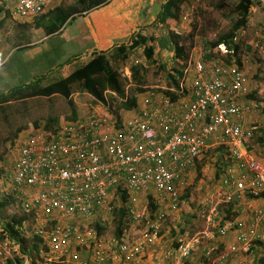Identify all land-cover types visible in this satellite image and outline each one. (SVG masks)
Segmentation results:
<instances>
[{
  "label": "built area",
  "instance_id": "2783aa9c",
  "mask_svg": "<svg viewBox=\"0 0 264 264\" xmlns=\"http://www.w3.org/2000/svg\"><path fill=\"white\" fill-rule=\"evenodd\" d=\"M56 1L0 0V5L18 20L34 18ZM251 45L260 48L259 42ZM218 49L221 57L234 55L225 45ZM232 58L233 63L222 58L195 60L183 70L178 87L168 89L179 96L145 89L132 109L121 110L120 120L99 102L55 129L37 125L14 138L10 185L23 208L34 214V232L46 245L42 264H71L79 258L78 248L89 249L97 263L142 260L160 237L162 213L146 221L139 237L124 233L110 244L103 242L90 220L105 222L114 212V200L139 203L140 195L153 191L165 194L172 210L179 209L187 172L210 148L223 150L229 158L221 177L223 202L236 207L264 198V159L249 152L247 141L254 134L252 125L245 124L246 107L240 102L250 93L246 62ZM253 107H258L256 102ZM230 229L236 231L235 243L215 258H207L215 249L209 248L200 264H234L232 254L238 250L253 256L244 264H255L259 251L264 256V205L251 206L248 219L236 217L218 232L225 235ZM213 234L206 230L185 238L169 253L187 260ZM11 247L8 236L0 241L4 263Z\"/></svg>",
  "mask_w": 264,
  "mask_h": 264
},
{
  "label": "rangeland",
  "instance_id": "374dc122",
  "mask_svg": "<svg viewBox=\"0 0 264 264\" xmlns=\"http://www.w3.org/2000/svg\"><path fill=\"white\" fill-rule=\"evenodd\" d=\"M7 1L9 2V0ZM239 1L226 0L224 10H218L215 6L217 0H189L182 6L177 22L173 21L168 25H153L149 31L148 34L153 37L155 49L152 61L144 56L143 48L140 47L130 55L127 60L128 65L121 66L123 68L122 74L128 80L130 76L129 65L140 63L146 71L145 85L143 86L145 89H176L179 79L172 80L168 77L174 74L173 68L176 67L172 59L173 53L160 48L159 44L162 38L167 36L169 32H174L181 36V41L186 47L189 48L192 42V46L189 49L188 62L183 70L187 65L191 67L195 60H206V55L210 53L209 43L227 34L238 18L236 14L232 13V8ZM250 1L252 2L251 7H253V10L250 7L247 21L251 18V22L254 28H256L251 30L252 27L247 24L249 27L247 30L238 31L240 49L235 58L245 60L246 64L247 62H251L254 66L253 73L248 75L251 92L246 98H248V102L251 100V108L255 111V114L254 112L250 113V116L254 114L252 125H254L255 130L248 144L249 149L257 157L264 158V143L262 141L264 138V0ZM9 13L13 15L11 10ZM30 21L32 22L33 20ZM45 21L43 20V23ZM31 22L26 21L23 24L20 19H13L7 15L3 19H0V45L5 47L0 50V57L3 56L0 60V93L4 92L3 90L5 89L19 86L22 82L30 80L34 74L46 75L47 73V77L42 80V83H48L68 72L73 68L71 66L75 68L88 59L85 53L89 51L90 36H88L87 28L83 27V25L78 30L76 29L75 22L72 21L67 24L62 33L56 32V36L52 39L57 42L60 40L61 44L59 43V46H55L52 51H49V55H45L43 49L47 45V41H38V37H36V34L32 30L33 23ZM76 24H79V22L77 21ZM20 25L25 28L24 39L19 43L17 36L20 35ZM72 35L76 37L74 40L69 39L70 37L72 38ZM34 42L38 44L35 45ZM252 42H259L260 48L255 49L251 45ZM23 46L26 48L23 49ZM23 53L31 56L30 58L32 59H27L26 61H24L25 59H20L19 56ZM230 56L234 57V55L221 57L218 52H215L211 57L213 59L222 58L227 63H233L235 60ZM65 61L71 62L72 65L70 64V67H63L61 64ZM3 63L4 66H1ZM50 64L52 65L49 66ZM56 64L59 66L55 68ZM129 91L128 83L126 92ZM107 97L109 101H112L113 105H116L120 100V96L111 92L107 93ZM72 99L76 105L78 115L84 114L96 104L100 105L99 102H101L95 100L87 91L78 90L72 93ZM253 102L258 103L257 108L253 107ZM70 113L71 108L67 98L60 94L51 96L38 95L29 97L23 101H14L0 105V198L6 197L11 200V205L8 209L10 214L25 215L27 217L22 233L24 235L26 250L28 251V254H22L19 243L9 238V241L13 243V247L10 248L11 256L9 259H5L6 263H4L3 258L0 256V264H18L17 260H20L21 264H42V254L46 247L42 239L36 236L34 232L36 227L34 214L32 215L23 208L20 195L10 185V181L12 180L10 171L12 145L10 143L15 138L12 133L19 128V132H21H18L17 135H25L29 129L28 127L35 124L42 125L48 116H55L57 118L55 125L58 126L62 120L69 118L68 115ZM219 150H208L191 168L186 186H183L184 188L181 189L182 203L179 209L172 210L169 207H165L168 203L167 200H164V203H162L164 204L162 207L164 206L163 210L166 211V217L161 223L163 222L164 224L167 221L177 222L178 217L182 215V218H184L186 216L185 219L187 220L184 221L185 238L201 234L206 230H211L218 235L219 227L224 224L226 225L228 222L225 212L227 206L223 202V186L220 180L223 169L219 170L221 162L227 163V156L222 151L223 155H220ZM150 197L152 201L149 200ZM140 198L141 201L134 204L114 200V212L110 214L105 222H100L98 219L90 220V224L95 226L100 232V237L104 243L110 244L114 238H123L124 233H130L133 238L141 235L142 230L146 226V221L157 211L153 207V205H156L153 199L156 201L157 198L153 196V193L151 196L140 195ZM121 207H126L128 211L126 213L125 225L122 227V234H119L120 218L118 217L117 208L120 209ZM131 208L134 210V213L130 211ZM212 209H215L214 214L211 212ZM209 216H211V219L208 218ZM6 237L0 236V241L4 242ZM202 243L205 244L204 239ZM36 246L39 250H37ZM201 246L195 251L194 256L198 255L197 252L202 248ZM222 250L225 251V249ZM217 251H213L211 256L209 255L210 257L207 258H215L223 252L220 249ZM77 252L79 253V258L73 261L75 262L74 264H84L83 260L85 259L89 261V264H104L93 261L90 258V250L87 248H78ZM261 252L259 251L256 254L255 264H264V256H261ZM204 257L206 256H202L201 260L205 259ZM252 258L253 256L248 252L240 250L232 254L234 264L251 262Z\"/></svg>",
  "mask_w": 264,
  "mask_h": 264
},
{
  "label": "trees",
  "instance_id": "16d2710c",
  "mask_svg": "<svg viewBox=\"0 0 264 264\" xmlns=\"http://www.w3.org/2000/svg\"><path fill=\"white\" fill-rule=\"evenodd\" d=\"M189 0H166L160 7V10L156 17V22L161 25H168L170 22H177L180 17L182 6ZM107 0H73L70 5H62L54 7L51 10H46L44 13L36 16L37 22L48 20L49 24L45 26V30L50 33L60 27L66 20L74 17L80 11L90 10L92 8L105 4ZM250 0H240L233 8L232 13L236 14L238 18L235 20L231 30L220 37L217 40L210 42L209 54L206 55V59H211L215 52H218L219 45H225L227 50L233 51L234 56H237L240 45V36L238 31L246 28L249 9L251 7ZM216 8L218 10H224L226 7V0H217ZM2 8H0L1 13ZM8 13V11L6 10ZM34 17V19L36 18ZM45 21V22H46ZM2 22V21H1ZM25 24V22H22ZM24 26V25H23ZM21 32L17 36L19 43L24 39V27L19 28ZM17 41V42H18ZM153 37L142 35L140 32H135L129 38V41H123L116 43L108 50L93 51L88 59L82 64L76 66L65 76H60L48 83L43 84L42 80L47 77L45 74H34L33 77L22 82L19 86H13L6 92L0 93V105L8 104L11 101H23L28 97L44 95L51 96L54 94H60L67 98L71 113L69 118L77 116L76 105L72 99V93L74 91H87L97 101H101L107 105L110 112L115 114V118L120 120L121 110L127 111L132 109L137 104V93L145 90V68L142 64L129 65L130 76L127 78L122 74L123 68L121 66L128 65L127 60L130 55L136 51V49L142 47L144 56L152 61L154 55ZM191 42V40H190ZM160 43V42H159ZM192 44V42H191ZM186 45L181 41V36L174 32H169L167 36L162 38L160 45L161 49L168 50L173 53V62L176 65L173 68L174 74L169 75L172 80L181 78L183 75V68L186 66L189 58V49L191 45ZM237 60H239L237 58ZM129 83V92H126V87ZM178 87V85L176 86ZM115 93L120 96V100L116 105L112 104V101L108 100L107 93ZM172 98H176L180 94L172 91L165 90ZM57 118L55 116H48L46 121L42 124L48 129H55V122ZM40 124L32 125L35 127ZM253 134L255 127L251 126ZM19 128L13 131V136H17ZM11 140V139H10ZM264 143V138L262 139ZM11 145L13 144L10 143ZM218 150V149H217ZM221 152V149L219 150ZM222 155V154H220ZM222 161V159H221ZM224 162L220 163L219 170L223 169ZM151 196V195H149ZM152 201V198L149 199ZM167 200V198H166ZM154 201V199H153ZM11 205V200L2 197L0 198V236H8L10 239L20 244V251L22 254H28L24 243V235L22 229L26 222L27 217L25 215L10 214L8 209ZM227 209L226 218L234 220L238 216V212L234 210L233 204L225 203ZM156 208L155 205H153ZM118 217L120 218L118 233L122 234V227L125 225L126 213L128 209L126 207L117 208ZM40 238V237H39ZM37 250L38 247L36 246ZM18 264H21L20 260H17Z\"/></svg>",
  "mask_w": 264,
  "mask_h": 264
},
{
  "label": "crops",
  "instance_id": "0c3cea01",
  "mask_svg": "<svg viewBox=\"0 0 264 264\" xmlns=\"http://www.w3.org/2000/svg\"><path fill=\"white\" fill-rule=\"evenodd\" d=\"M69 1L70 0H58L54 3H52L48 7L47 11L51 10L57 6L70 5L72 0L70 2ZM165 1L166 0H107V2L101 6H98V7L92 8L90 10H86V11H80V12H77L76 14H73L74 15L73 18H71V19L68 18V20H66L60 27H58L56 30H54L53 32H50V33H48L45 30V26L47 24H49V23H47L48 21H46L45 23H43L42 21L37 22V17L35 19L31 18V19H27V20H25V19H20V20H21V22H26V21L31 22L30 20H33L31 22V23H33L32 30L36 34V37H38L37 38L38 41H40V42L47 41V43H46L47 45L44 46V49H43L45 55H49V53H50L49 51H52L55 48V46H59L60 40H58V42H57V41L52 39L54 36H56V32L59 31L60 33H62L63 30H65L67 24L71 23L72 21L75 22L76 29H78V30L80 29V26L83 25V27L87 28L88 36H90V41H89V45H88L89 51L85 53L86 57L88 58L93 51L108 50L113 45H115L116 43H120L123 41L124 42L129 41V38L135 32H140L142 35L150 36L148 33L151 30V28L153 27V25H157V24L161 25L160 23L156 22V17H157L159 10H160L161 5ZM0 8H2L1 13H0L1 14L0 19H3V17H5L6 15L8 17L10 16V13L9 12L7 13L2 5H0ZM251 8L253 10V7H251ZM13 19H15V18H13ZM77 21L79 22L80 25L76 24ZM247 24L252 27L251 30H254L256 28V27L254 28L253 23L251 22V18L249 21H247ZM63 25L65 26L64 28H63ZM248 25H246V28H245L246 30L249 28ZM19 28H22V25H20ZM19 31H20V29H19ZM57 35H58V33H57ZM75 38L76 37H74L72 35V38L70 37L69 39L74 40ZM34 43H35V45L38 44L36 42H34ZM31 44H32V41H31ZM3 48H5V47L0 45V50ZM24 48H26V47L23 46V49ZM159 50H160V48H159ZM154 51H155V49H154ZM19 57H20V59H25L24 61H26L27 59H32V58H30L31 56L27 55L26 53L21 54ZM2 58H3V56L0 57V60ZM57 58H59V57H57ZM52 60H54V59L52 58ZM67 61H65L61 65H63V67H70L72 65V63L67 62ZM240 61L241 60L239 59L238 62H240ZM242 61L245 62V60H242ZM54 63H55V61H54ZM54 63H52V64H54ZM52 64H50L49 66H51ZM56 65L57 66H55V68L59 66L58 64H56ZM1 66H4V63ZM71 67H73V66H71ZM72 69L73 68H71L68 72H66L62 76L67 75ZM246 69H247V76L250 73H253L252 70L254 69V66L252 65L251 62L250 63L247 62ZM248 85H249L250 92H251L249 76H248ZM7 90L8 89H5L3 91L6 92ZM246 96L240 97V102H242L244 107H246L245 124L250 126V125H252V120L254 119L255 111H254V109L250 108L251 107V100L248 102V98H246ZM32 97H34V96H32ZM16 101H18V100H16ZM256 104L258 106L257 102H256ZM252 112H254V114L253 115L251 114V116H250V113H252ZM247 114H248V117H247ZM28 128H32V126H30ZM248 141H247V145L249 146ZM221 151L224 153L223 150H221ZM222 152H220V153L223 155ZM249 152L252 156H256V154L254 152H252L251 149H249ZM258 158H260V157H258ZM227 161L229 162V158ZM191 168L187 172L186 179H188V177L190 175ZM236 172L237 171H235L234 173H236ZM221 177H222V175H221ZM219 179H220V177H219ZM222 186H224V185H222ZM153 196H155L157 198L156 201L154 200V202L156 204L155 205L156 210H157L156 213L158 211H159V213H162L164 215V218H163V220H164L166 217L165 216L166 211L163 210L164 206L162 207V205H164V204H162V203H164V200H166V196H165V194H162V193H159L156 191H153ZM159 203H161V204H159ZM260 204L264 205V198L250 199L244 203H240L238 206L234 207L233 209L238 212L237 218L248 219V216H249L250 210H251V206L260 205ZM165 207H169L168 203L166 204ZM159 209H161L162 211ZM188 216H190V214H188ZM185 217L182 218V215H181V217H178L177 222L167 221V222H164V224L162 222L161 228H160V237H159L158 241L155 244L148 246L146 255L144 256V258L142 260L132 261V263L130 262L129 264H160V263H163L165 261H175V262L180 263V264H200V262L202 261L201 260L202 256H206V253L208 252L209 248L214 247L215 248L214 251H216V252H218L217 251L218 249H220L221 251H223L222 249H225V251H226L227 249H229L228 247L231 246L236 241L235 229L228 230L225 235H221L219 233L217 235L216 233H214L213 235L206 237L204 239L205 244L201 243L199 245V247L202 245L201 246L202 248L197 252L198 257L194 256V253H195L194 252L193 255L189 259L180 260L176 255H174V254L171 255L169 253V251L172 248H176L179 245V243L182 240H184V238H185L184 237V235H185V222L184 221L187 220V219H185ZM130 236H131V234H130ZM74 263L75 262H73L72 264H74ZM104 264H116V263L112 262L110 260V261L104 262Z\"/></svg>",
  "mask_w": 264,
  "mask_h": 264
},
{
  "label": "clouds",
  "instance_id": "9594fccd",
  "mask_svg": "<svg viewBox=\"0 0 264 264\" xmlns=\"http://www.w3.org/2000/svg\"><path fill=\"white\" fill-rule=\"evenodd\" d=\"M229 221V220H228Z\"/></svg>",
  "mask_w": 264,
  "mask_h": 264
}]
</instances>
